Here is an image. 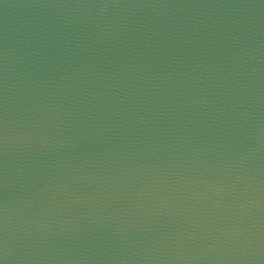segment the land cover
<instances>
[{
	"label": "water",
	"instance_id": "water-1",
	"mask_svg": "<svg viewBox=\"0 0 264 264\" xmlns=\"http://www.w3.org/2000/svg\"><path fill=\"white\" fill-rule=\"evenodd\" d=\"M0 264H264V0H0Z\"/></svg>",
	"mask_w": 264,
	"mask_h": 264
}]
</instances>
